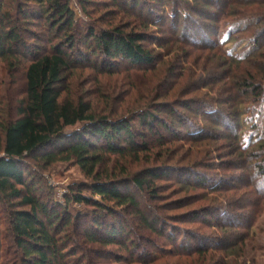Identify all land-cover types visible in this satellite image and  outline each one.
I'll return each instance as SVG.
<instances>
[{
    "label": "rangeland",
    "instance_id": "374dc122",
    "mask_svg": "<svg viewBox=\"0 0 264 264\" xmlns=\"http://www.w3.org/2000/svg\"><path fill=\"white\" fill-rule=\"evenodd\" d=\"M20 1L0 0V4H3L0 7L12 15L19 34L31 52L48 51L52 44L61 40L63 33L49 34L47 24L42 20H31L33 25H27V21L17 12ZM67 1L75 14L78 29L89 25L98 29L130 26V30L145 34L147 40L144 46L155 50L157 56L161 54V60L166 62L158 63L155 71L144 73L135 72L138 69L132 71L128 64L116 60L107 69L109 74L98 77L99 82H96V74L92 70L77 71L76 80L72 81L73 95H82L92 101L95 111L101 115L110 114L113 110L114 115L111 117L116 120L119 117H131L127 113L140 107V103L147 104L148 100L170 104L171 108L185 117L181 123H173L166 111L161 112L159 117L162 120H167L169 125L174 124L168 131L157 126L150 130L139 123L138 117L132 116L134 129L144 136L142 142L138 137V142L147 147L138 159L129 155L107 156L104 172L109 175L116 172L119 179L146 169L169 172L163 179L155 181L156 199L151 198L150 192L141 194L135 188H130L145 213L148 206L150 215L161 218L160 228L166 229L163 237L143 228L133 213L126 212L122 218L114 217L130 226L131 239L138 244L134 250L138 252V261L145 258L146 264H264V190L258 188L256 176L257 165L264 159V151L260 150L264 148V95L260 99L259 95L244 93L232 85L236 82L234 74L240 70L256 71L251 67L252 61L248 64L245 59L256 52L264 54V39L255 45L254 28L242 31L249 28L252 19H256L254 14L264 13V5L259 8L258 5L249 4L251 0H206L200 2V6L194 0H182L173 7L169 6L164 13L163 9L150 3L149 6L155 8L154 14L150 15L149 6L145 4L137 9L129 7L127 13L123 0H117L118 7L112 6L109 0H89L91 3L87 5L86 11L78 0ZM185 2L189 3V8ZM224 6L225 12L222 9ZM173 10H176L178 18L173 15ZM232 11L237 12L235 16H224V13ZM182 12L189 19L187 22L183 21ZM244 14L247 16L244 17ZM139 17L158 25L145 31L137 21ZM184 33L193 40V43L190 40V44L184 42L180 47V51L186 53L183 55L180 52L179 55V61L184 60L181 66L187 68L186 71H183L182 76L177 71L163 85V89L161 86L158 88L162 97L151 96L150 92L157 89L158 81L164 76L169 62H177V66H180L178 60H174L175 54H170V51L180 46L179 38ZM158 40L166 43L165 49H158ZM209 41L222 46L208 49L206 46H211L207 43ZM196 45L201 50H197ZM75 48L88 51V47L80 41L76 42ZM20 52L26 54L28 51L24 48ZM257 58L264 63L263 59L256 57L251 59L254 64ZM239 59L245 61L237 63ZM96 62L98 68L103 66L97 58H92L89 63L92 65ZM86 66L89 65H82ZM229 70L233 71L231 75L228 74ZM242 74L238 73L239 80ZM257 80L264 82L261 76ZM24 96V69L16 67L10 70L7 63L0 61L1 121L15 116L16 108ZM190 100L205 106L201 110L204 118L199 112L182 107L184 102ZM233 108H236V113ZM229 114H236L232 118L234 120L230 119ZM202 128L204 131L201 132ZM260 133L263 136L259 137ZM0 144H3L1 135ZM122 168L127 174L122 173ZM34 172L41 180L37 186L41 198L50 208L53 205L66 207L73 191L92 182L73 162L59 163L45 171L36 167ZM198 177L206 179L209 185L199 184ZM84 193L91 196L88 191ZM94 200L102 201L100 197H94ZM210 209L213 210L210 213L212 215L196 216ZM91 210L77 203H71L69 207L73 215L91 213ZM7 215L8 207L2 205L0 264H21V251L8 235ZM90 226L91 220H84L80 231ZM169 237L175 238V245L170 243ZM75 238L87 250L98 248L87 244L79 236ZM199 248L207 250L205 258L194 253ZM109 251L126 256L117 247H111ZM112 260V257L103 254L97 257L96 263L113 264Z\"/></svg>",
    "mask_w": 264,
    "mask_h": 264
},
{
    "label": "trees",
    "instance_id": "16d2710c",
    "mask_svg": "<svg viewBox=\"0 0 264 264\" xmlns=\"http://www.w3.org/2000/svg\"><path fill=\"white\" fill-rule=\"evenodd\" d=\"M109 1L112 6H119L117 0ZM145 1L123 0L124 10L128 13L129 7L137 9L144 4L148 7L151 3L155 7L158 6L160 10L163 9L164 13L169 6L173 7L182 0ZM194 1L201 6V3L206 0ZM78 2L82 7L85 6V11L87 5L91 3L89 0H78ZM249 4L262 8L264 0H251ZM185 5H188V8L190 6L186 2ZM0 6L3 7V4ZM2 7H0V61L7 63L10 70L22 67L25 77V96L18 104L15 116L7 121L0 120V135L3 136V144H0V207L2 205L8 207V235L21 251V264H97V257L100 258L103 254L112 257L113 264H146L145 258L140 259L143 261H138L136 258L138 252L134 250L138 248V244L131 239L130 226H126L114 217L122 218L126 212L133 213L143 228L156 236L163 237L166 229L160 228L161 218L150 215L148 206L147 211L145 210L149 213L147 215L137 196L130 192V188H135L141 194L150 192L151 198L156 199L155 181L163 179L169 172L146 169L133 176L119 179L116 172L106 174L104 167L109 156L129 155L138 159L139 154L147 147L138 142V137L142 142L144 136L134 129L132 116L138 117L139 123L150 130L157 126L168 131L174 127V124L169 125L167 120H162L159 117L161 112L166 111L173 123L175 121L181 123L180 121L185 117L171 108L170 104L154 103L148 100L147 104L140 103V107L130 110L127 114L132 115L131 117H119L116 120L115 117H111L114 115L113 110L107 115L99 114L95 111L92 101L82 95H73L71 88L72 81L76 80L77 71L90 69L96 74V82H99L98 77L109 74L107 69H110L116 60L128 64L132 71L138 69L135 72L143 71L144 73L155 71L158 63L166 62L161 60V54L157 56L155 50L144 46L143 43L147 40L145 34L130 30V26L129 28L112 26L108 29H98L89 25L78 29L75 14L67 0H21L19 2L17 12L23 16L25 22L27 21V25H33L31 20H42L47 24L49 34L63 33L61 40L52 44L48 51L32 50L31 52L30 47L25 44L19 34L12 15ZM222 9L225 12V6ZM148 12L153 15L155 8L149 6ZM236 13L232 11V13H224V16H235ZM183 14L184 12L181 15ZM246 14L244 17L247 16ZM173 15L178 18L176 10H173ZM254 16L256 19H252L253 23L242 31L254 28L253 31L256 32L254 43L258 45L259 41L264 39V13H257ZM188 20L183 15V21ZM137 21L141 23V28L145 31L158 25L152 24L149 20L145 21L142 17L137 18ZM185 22H183L184 25H186ZM190 40L193 43V40L185 33L180 35L179 48L174 46V49L170 51V54H175L174 60H178L180 66H177V62H169L164 76L158 81L157 89L150 92L151 96L162 97L158 88L161 86L163 89V85L177 71L181 73L180 76L183 75V71H186L187 68L181 66L184 60L179 61L180 52L183 55L186 54L180 51L182 49L180 47L184 42L190 44ZM77 41L88 47V51L76 49ZM157 42L158 49L166 48L164 41ZM212 42H207L211 44L206 46L208 49H219L222 46ZM196 46H198L197 50H201L199 45ZM24 48L28 51L26 54L20 52ZM28 57H30L29 60ZM256 57L264 60V54L259 52L245 59L248 64L252 61L251 67H254L256 71L248 69L237 71L242 72L243 77L239 80L238 73H235L236 82L232 85L244 93L252 92L259 95L261 99L264 95V82H258L257 78L260 76L264 78V63L257 58L258 61L256 60L254 64L251 59ZM92 58H97L103 66L98 68V62L91 65L89 62ZM245 60L236 61L242 63ZM84 64L89 66L82 67ZM231 71L228 74L231 75ZM182 105L188 111L199 112V115L204 118L201 114L204 105H198L195 100L184 102ZM262 106L264 107V100ZM106 109L109 108L106 107ZM152 109L156 111L152 112ZM233 110L236 113V108ZM235 115L228 116L232 119ZM202 129L201 132L204 131V128ZM258 135L263 136L262 133ZM260 150L264 151V148ZM72 162L92 182L73 191L70 199L67 200L66 207L53 205L54 207L50 208L37 189L41 180L38 179L34 169L37 167L45 171L56 164ZM256 170L258 188L264 190V159L257 165ZM121 171L124 175L127 174L123 168ZM196 179L200 180L201 185L208 184L206 179L203 180L200 177ZM85 191H88L91 196H86ZM262 193L264 195V192ZM94 197H100L102 201H95ZM71 203L93 210L91 213L79 212L73 215L69 212ZM212 211L206 210L196 216L212 215L210 214ZM109 219L112 220L109 221ZM84 220H91V226L81 232ZM77 236L84 239L87 244L98 248H91V250L83 248L81 242L76 240ZM168 239L172 245L176 244L174 237ZM111 247H117L127 257L110 252ZM206 251L199 248L194 253L205 258Z\"/></svg>",
    "mask_w": 264,
    "mask_h": 264
}]
</instances>
